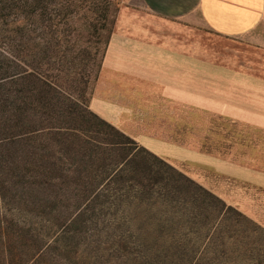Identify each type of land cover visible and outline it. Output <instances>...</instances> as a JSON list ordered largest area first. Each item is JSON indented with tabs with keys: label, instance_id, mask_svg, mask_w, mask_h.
I'll return each mask as SVG.
<instances>
[{
	"label": "trees",
	"instance_id": "1",
	"mask_svg": "<svg viewBox=\"0 0 264 264\" xmlns=\"http://www.w3.org/2000/svg\"><path fill=\"white\" fill-rule=\"evenodd\" d=\"M112 7L0 0V264H264V227L53 95L51 44L61 50L70 27L109 43ZM37 208L40 223L26 228Z\"/></svg>",
	"mask_w": 264,
	"mask_h": 264
},
{
	"label": "crops",
	"instance_id": "2",
	"mask_svg": "<svg viewBox=\"0 0 264 264\" xmlns=\"http://www.w3.org/2000/svg\"><path fill=\"white\" fill-rule=\"evenodd\" d=\"M140 1L167 27L113 38L91 110L125 134L192 151L195 181L228 203L240 198L248 217L263 212L264 0Z\"/></svg>",
	"mask_w": 264,
	"mask_h": 264
},
{
	"label": "rangeland",
	"instance_id": "3",
	"mask_svg": "<svg viewBox=\"0 0 264 264\" xmlns=\"http://www.w3.org/2000/svg\"><path fill=\"white\" fill-rule=\"evenodd\" d=\"M87 1L89 3L95 2L100 5L113 3L112 9L114 10V8H118L117 13L114 12L117 18L114 32L109 43H106L105 41H99L98 43L97 39L92 36V34L94 33L92 31L85 29L76 30L75 27H70L67 32V39L65 41L66 45H63L61 50L57 49L54 43L51 44V65L50 67H48V65L47 67H44L45 69L49 68L51 79H54L59 85L57 92H53V95H55V98L59 101L60 106H62L63 108H67L66 105L73 106L71 102L73 101L76 103V105L73 106V109L78 112H82L86 109L93 112L92 110L99 109L95 104H93V108L91 110L90 104L95 92L98 79L101 75V66L103 65V60L105 58L107 49L115 36L140 37V39H144V31L155 29L162 30L163 27H167L166 25L162 24V22L155 21V19L151 17L149 12L144 8L140 0ZM137 29L140 30L141 34H137ZM194 29L196 30L197 28ZM197 31L198 38L200 39V43L202 45H209L214 43V38L212 36L206 33L204 34L198 29ZM63 52H66L65 57L63 56ZM26 54L27 47L21 46L20 56L24 62L23 66L30 64L28 58H26ZM38 61L39 57L38 60L35 61L33 66H36L38 64ZM68 93L72 94V97H70ZM81 102H84V104L82 105ZM99 111H101V113L103 112L102 109H100ZM108 112L112 113L111 107L108 108L107 114ZM104 120L112 125H114L112 122L120 123L117 118H113V120ZM119 125L120 127H122V129L129 131L125 125ZM115 127L117 126L115 125ZM129 133L132 132H127V134L130 136L135 135V138L134 136L132 137L136 139L141 146H144L149 151L167 160L169 163L182 170L192 178V172H189L191 170L187 169L188 164H186V160H190L191 164V157L198 159V155H195L188 149H180L175 147L168 148L166 144L158 140H153L148 136H137V134ZM178 152L189 155V159H186V157H184V159L178 158ZM196 182L199 183V181ZM201 185L203 186V184ZM235 200L237 202H235L234 204L228 202L227 203L235 206L241 211V207L238 205L240 198L237 197L235 198ZM254 200L256 199L254 198ZM261 208L264 209V207ZM58 209H61V207L58 206L55 210ZM43 212L44 209H35L34 217L32 220L26 215H22L20 219L22 225H26V228H29V226L32 225L37 226V224L40 223L39 220L41 215H43ZM4 213V208L0 207V215H4ZM250 218L259 223L262 227L264 226V211L253 213L251 214Z\"/></svg>",
	"mask_w": 264,
	"mask_h": 264
}]
</instances>
